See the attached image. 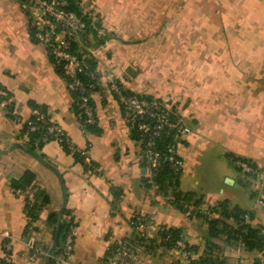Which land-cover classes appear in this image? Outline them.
Returning a JSON list of instances; mask_svg holds the SVG:
<instances>
[{"label":"crops","instance_id":"obj_1","mask_svg":"<svg viewBox=\"0 0 264 264\" xmlns=\"http://www.w3.org/2000/svg\"><path fill=\"white\" fill-rule=\"evenodd\" d=\"M78 2L91 3L106 30L103 37L90 31L75 44L93 58L98 78L92 96L97 124L88 131L78 121L66 78L33 39L30 14L17 0H0V86L11 97L8 107L0 100V257L8 231L12 264H54L47 218L67 209L77 233L64 264H101L119 244L134 242L130 219L138 212L153 217L154 239L162 228L180 230L197 257L211 253L225 264H264V238L254 250L225 233L210 240L204 216L188 215L146 182L140 146L110 90L117 77L129 90L172 102L192 127L178 144L180 191L192 194L203 210L223 202L226 212H249L251 226L264 235L258 187L231 161L236 156L264 165V0ZM34 105L61 126L79 159L56 141L29 149L22 124ZM27 169L50 199L34 221L25 209L33 191L11 185ZM225 214L213 217L234 225ZM30 234L37 238L36 253L26 245ZM157 248L143 264L178 260Z\"/></svg>","mask_w":264,"mask_h":264},{"label":"built area","instance_id":"obj_2","mask_svg":"<svg viewBox=\"0 0 264 264\" xmlns=\"http://www.w3.org/2000/svg\"><path fill=\"white\" fill-rule=\"evenodd\" d=\"M17 1L30 14L33 39L47 49L53 62L63 65L68 90L77 94L76 116L80 125L83 128L84 124H96V109L92 96L98 86V78L90 65L93 58L81 54L74 48L79 38L90 31L95 32L99 37L105 35L106 30L101 19L94 13V6L91 3L81 5V13H77L66 9V0ZM84 78H87V81ZM110 90L130 130L137 132L136 141L140 146V159L146 169L147 183L158 188L155 177L166 165L174 174L181 173L183 161L178 151L177 139L190 134L192 127L186 124L180 116H176L172 102L129 90L117 77L110 80ZM0 100L7 107L11 104L9 93L1 86ZM24 123L27 127L25 134L27 141L30 140L31 133L44 130L40 137L44 144L56 141L70 152L76 151L75 145L61 126L41 108L32 107V116ZM164 132H172L174 141L167 143L165 149L162 150L158 146L157 139ZM231 161L243 175L256 181L260 193L258 203L264 207V165H257L236 156L231 157ZM168 198L170 199L171 196ZM197 212L212 216V213L203 210L201 206L197 208ZM250 217L249 212L243 215L245 221H249ZM130 225L136 234L134 242H122L116 251H112L101 264H143V257L150 259L158 254V248L152 242L154 236L150 232L154 225L153 217L144 212L135 213L130 219ZM76 233L77 226L72 223L61 251L53 255L54 264H64L72 255ZM3 236V253L0 257V264H12V237L8 231H4ZM170 241V237L167 236L166 242ZM26 245L34 253L39 250L35 234L26 237ZM164 249L170 256L179 260L176 262L173 260L169 264H192V260L197 257L183 233L179 234L170 247ZM117 255L122 258L118 259ZM201 264L222 263L203 262Z\"/></svg>","mask_w":264,"mask_h":264},{"label":"trees","instance_id":"obj_3","mask_svg":"<svg viewBox=\"0 0 264 264\" xmlns=\"http://www.w3.org/2000/svg\"><path fill=\"white\" fill-rule=\"evenodd\" d=\"M66 9L73 10L77 13H81V8L78 0H66ZM76 46L74 45V48ZM53 61V60H52ZM57 72L66 78V75L64 73L63 65L61 63H55ZM91 68L94 70V61H90ZM87 81V78H84ZM97 89V88H96ZM72 95L74 96L75 100V111L77 109V103H76V97L77 94L72 92ZM33 107H39L45 112L47 110L38 105H34ZM173 111L176 113V116H179V114L175 110V106L173 105ZM10 108V112H11ZM12 113V112H11ZM11 115V114H10ZM97 124V123H96ZM96 124L93 125H86L84 124L83 128L88 130H94ZM23 127V133L26 134V123L22 124ZM133 137L136 139L137 132L134 130L131 131ZM44 130H40L34 133L30 134V140L28 141L29 149L32 151H35L36 149L40 148L44 143L40 140V137L43 135ZM158 146L160 149H165L167 143L174 141V134L172 132H164L161 137L157 139ZM182 141V138H178L177 142L180 143ZM66 149V148H65ZM67 150V149H66ZM69 151V150H67ZM74 154L77 159H79L80 154L76 150L74 151ZM39 158L43 159L41 155H38ZM251 162L250 160H248ZM145 168V167H144ZM179 174H174L173 171L169 168V166H165L159 174L155 177V181L157 182L158 189L164 193L167 197L171 196L170 201L172 204H174L177 208L182 210L183 212L187 213L188 215H202L204 216L207 221L209 222L210 226V240L212 238H215L219 236L222 233L227 234L229 238H234L237 240L242 241L245 246L248 249L254 250L257 249L262 245V241L260 240V230L254 229L251 224V218L252 215L250 214V220L245 221L243 219V215L246 213L240 209H234L232 211L226 212V206L225 203H220L218 206L208 209L207 211L209 213H212V216H206L201 213L197 212V208L200 206L199 200L195 199L192 194H186L180 191L179 189ZM36 180V175L33 171L27 169L23 175L16 180H12L11 185L16 191H23V192H29L32 190V195L26 196V202H25V209L27 212V216L30 219V221H34L38 218L39 211L49 204L50 199L49 195L46 193L44 189L36 188L34 183ZM147 182V178H146ZM150 185V184H149ZM214 213H222L225 214L234 220V225L226 224L224 222L221 223V221L213 217ZM69 211L66 209L64 210L61 220L59 219L58 213H50L47 218V223L50 227H52L53 231V237L55 241V249L54 254H58L62 249V244L69 232V228L71 224L74 222L73 218L69 217ZM180 230L177 229H171V228H162L158 232V236L156 239H153L152 242L157 247H170L172 243L178 238L180 234ZM170 237V242H166V237ZM133 241V240H132ZM193 249V247L191 246ZM195 251V249H193ZM211 253H206L204 256L196 257L192 260V264H201L203 262H219L222 264H225L224 261L221 259L215 257L213 258ZM52 263H54V260H52Z\"/></svg>","mask_w":264,"mask_h":264},{"label":"water","instance_id":"obj_4","mask_svg":"<svg viewBox=\"0 0 264 264\" xmlns=\"http://www.w3.org/2000/svg\"><path fill=\"white\" fill-rule=\"evenodd\" d=\"M63 211H64V210H63ZM63 211L60 212V214H59V219H60V220H61V217H62ZM260 238L263 239V238H264V235H263V234H260ZM54 249H55V241H54L53 249H52V251H51V253H50L51 255L54 254Z\"/></svg>","mask_w":264,"mask_h":264},{"label":"rangeland","instance_id":"obj_5","mask_svg":"<svg viewBox=\"0 0 264 264\" xmlns=\"http://www.w3.org/2000/svg\"><path fill=\"white\" fill-rule=\"evenodd\" d=\"M165 15H166V14H162V20H163V18H164ZM250 181H251V184H253V188H254L255 185H257L256 181L253 180V179H251Z\"/></svg>","mask_w":264,"mask_h":264}]
</instances>
